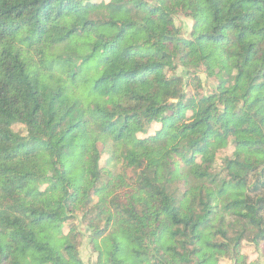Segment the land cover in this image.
<instances>
[{
    "label": "trees",
    "instance_id": "obj_1",
    "mask_svg": "<svg viewBox=\"0 0 264 264\" xmlns=\"http://www.w3.org/2000/svg\"><path fill=\"white\" fill-rule=\"evenodd\" d=\"M88 7L95 9L88 10ZM180 18L193 22L187 35L176 23ZM233 32L236 35H230ZM144 33L148 34V39L143 45L151 43L152 48L141 52L139 41ZM134 40L137 43H133ZM211 46L215 47L209 51ZM262 53L264 0H110L100 4H92L90 0H0V220L5 217L7 203L8 211L18 213L11 220L12 224L22 228L31 225L39 229V235L45 239L51 231L56 245L64 247L65 251L72 247L66 245L65 238L79 229L73 220L81 215L87 224L86 230L92 228L88 223L90 205L98 202L97 198L110 184V178L102 177L100 171L102 155L99 146L96 170L92 171V164H89L80 172V179H89L90 187L85 188L79 183L74 185L69 177L75 164L63 161L74 150L71 138L79 123V109L92 98L115 87L114 81L135 83L141 87L158 82L159 86L169 87L181 82L185 75L193 73L198 76L197 73L201 72L214 79L217 88L213 93L199 95L197 99L188 98L186 91L180 97L166 94L170 103L178 104H160L155 113L166 111L168 115L163 119L169 124L188 118L185 127L194 137L198 131L202 130L201 135L207 132L208 125L209 130L215 132V123L224 120L221 125L223 133L216 132L215 143L211 145L212 165L215 167L211 173L207 169L200 172L199 180L209 177L206 183L210 186L223 180L216 196H223L233 183L237 187L245 184L246 177L228 179L232 174L223 166L228 156L218 167V154L230 145L238 148L259 143L243 138L231 141V136H264V116L261 115L264 95H255L264 92V83L260 82L264 77V65L249 75L247 90L243 93L244 104L237 111L232 108L241 98L228 95L224 89L237 91L244 72H234L230 79H218L220 69L216 65L239 57L246 67L253 62L260 63ZM190 64V73L177 74L179 69ZM258 104L260 107L250 116L244 114V108L251 111ZM201 105L206 107L197 111ZM155 106L153 101L152 107ZM217 113L213 122V115ZM233 119L237 124L228 127ZM59 129H63L66 135L57 140ZM53 144L59 145L55 153L48 150ZM210 144L208 136L201 140L195 138L189 150L203 154ZM206 160L207 154L201 161L205 163ZM197 162L199 160L195 161V157L186 161L194 166ZM121 165L125 169L124 164ZM47 167L54 171V175L43 190L44 168ZM180 167L184 176V165ZM138 169L139 166L136 170L125 169V175L128 172L138 174ZM170 169L174 172L175 166L170 164ZM193 180V177H186L176 181L173 187L170 174L163 189L147 181L142 186H120L116 196L135 205L143 198L144 191L151 192L159 201L158 207L152 205L155 212L148 214L150 209L145 201L143 212H138L136 207L132 209V220H138L142 215L145 225L156 223L159 228L161 215L170 216L178 228L181 224L184 226L183 232L176 234L191 232L192 239L188 242H194L199 239L195 235L197 230L206 229L216 214L214 210H219L220 205L212 203L215 199L212 193H208V201L201 193L197 206L204 207L203 216L196 223L192 222L196 220L195 213L186 220L179 219L183 201L196 192ZM179 185L184 191L178 189ZM261 190H264V181L257 178L249 192L254 194ZM82 196L85 197L83 200ZM240 204L241 201L235 199L224 204L223 208L231 211L229 208ZM258 204L264 208V200ZM224 219L221 217V223ZM66 226H69L67 233L64 231ZM77 235L84 236L81 230ZM92 235L95 237V232ZM209 246L218 247L220 251L224 248V245ZM198 251L196 249L193 254ZM247 254L252 252L244 255ZM220 259L219 256L215 259L209 257L208 264H219ZM80 264H84L81 257Z\"/></svg>",
    "mask_w": 264,
    "mask_h": 264
},
{
    "label": "clouds",
    "instance_id": "obj_2",
    "mask_svg": "<svg viewBox=\"0 0 264 264\" xmlns=\"http://www.w3.org/2000/svg\"><path fill=\"white\" fill-rule=\"evenodd\" d=\"M200 30L204 31L203 28ZM230 35L234 36L236 33ZM147 39L148 34L144 33L139 41L142 45L141 52L152 48L151 43L143 45V41ZM133 43L137 41L134 40ZM214 47L211 46L208 50ZM260 56L262 57L260 63L253 62L246 67L239 57L216 65L220 69L218 79H230L234 72L241 70L244 72L237 91L232 92L227 87L224 89L228 95L241 98L233 106L232 111L241 109L244 104L243 93L247 90L249 75L264 65V53ZM191 71L190 64L181 70V74ZM187 80L188 76L185 75L181 82L169 87L159 86L158 82L141 87L135 83L114 81L115 87L85 103L79 109L77 116L79 123L71 138L74 150L71 156H65L63 162L72 161L75 164L69 177L73 184L79 183L87 188L90 187V180H81L80 172L89 164H92V171L96 170L97 146L103 161L110 160V163L100 169L102 177L110 178V184L101 192L97 198L98 202L94 201L90 205L88 223L92 224V228L87 229L84 236L77 235L80 231L77 229L66 237V245L72 247L65 251L64 247L56 245L51 231L45 239L39 235L40 230L31 225L22 228L18 224H12L11 220L18 213L8 211L6 203L5 217L0 220V264H80V245L83 240L92 241L86 245L90 251L88 264H199L201 260L208 264L209 257L215 259L217 256L221 258L220 264H264V208L258 204V201L264 200V190L254 194L249 192L257 178L264 181V176L261 175L264 173V136L253 134L251 137L236 135L229 138L231 141L252 139L259 143L254 142L248 146L235 148L234 153L224 159V168L232 174L228 179L236 177L240 180L246 177V183L239 187L233 183L223 196H216L215 193L221 188L223 180L210 186L206 183L209 177L206 176L203 181L199 180V173L205 171L204 165L194 166L193 163L186 161L192 157H195V161L201 160L207 154L205 164L211 165L207 170L209 173L212 172L215 165H212L211 145L215 143V133H223L224 128L221 125L224 120L215 123V132L209 130L208 125L207 132L201 135L202 130L198 131L194 137L185 127L183 120L169 124L163 119L168 115L166 111L155 113L160 104H178L170 103L166 99V94L180 97L181 93L186 91L184 81ZM260 82L264 83V77ZM255 95H264V92ZM153 101L156 103L155 107H152ZM204 107L206 105H201L197 111H202ZM258 107L259 104L251 111L244 108V114L250 116ZM189 115H192L191 111ZM217 115L218 113L213 115V122ZM261 115L264 116V112ZM231 117L229 113V119ZM236 124L237 121L233 119L228 127ZM57 132V140L61 135H66L63 129ZM205 136L211 140L207 152L197 154L194 149L189 150L195 138L201 140ZM44 138L47 139V135ZM58 147L59 145H49L48 150L55 153ZM121 163L125 169L136 170L139 166L138 174L128 172L125 175ZM170 164L175 166L174 172L171 171ZM181 165H184V176L181 175ZM170 174L173 187L178 180L194 178L196 192L190 199L183 201L179 219L186 220L195 213L196 220L192 222L196 223L203 216L204 207L197 206L200 204L201 193L207 201L208 193H212V197H215L212 203L220 205L219 210H214L216 214L210 219L206 229L197 230L195 235L199 239L194 242H188L192 239L191 232L188 235L176 234L182 233L184 226L181 224L178 228L172 223L170 216L161 215L159 228L156 223L145 225L142 215L138 220H132V209L136 207L138 212H143L142 205L145 201L148 202L150 209L148 214L155 212L156 209L152 205L156 204L158 207L159 201L151 192L144 191L143 198L137 200L135 205L125 198L116 196L120 186H142L147 181L163 189ZM84 198L82 196L81 200ZM235 199L241 201L239 207L229 208L231 211L223 208L224 204H230ZM221 217H225L223 223ZM93 232L96 234L95 237L92 235ZM209 245H224V248L220 251V248ZM245 248L252 250L250 256L243 254ZM196 249L200 251L193 254Z\"/></svg>",
    "mask_w": 264,
    "mask_h": 264
},
{
    "label": "rangeland",
    "instance_id": "obj_3",
    "mask_svg": "<svg viewBox=\"0 0 264 264\" xmlns=\"http://www.w3.org/2000/svg\"><path fill=\"white\" fill-rule=\"evenodd\" d=\"M110 0H90V3L92 4H100V3H109ZM94 7H88V10H94ZM177 25L180 26L183 29V33L184 34H189V32L191 31L193 22L191 20L185 19V18H180L176 21ZM181 70H178L179 75H185L184 73L181 74ZM188 76V80L184 81V85H185V89H186V93H187V97L188 98H193V99H197L199 95H206V94H211L213 93L216 88H217V83L214 79L208 78V76L206 74H204L203 72L199 73L198 76H196L195 74L191 73ZM199 78V83L197 82L198 79L196 80V78ZM212 85H215V87L213 88ZM190 116V115H189ZM184 121V123H187V121L189 120L187 119H182ZM241 147V146H240ZM234 149L235 147L233 145H230L227 149L221 151L218 154V161H217V166L220 167L222 164L223 159L226 156L232 155L234 153ZM104 164V165H103ZM107 165V161H103V158L101 160V167L106 166ZM196 165H204L205 169H208V164H205L204 162H202L201 160H199V162H197ZM122 167V165H121ZM122 169V168H121ZM44 175L46 176V180L42 186V189H46L49 185V182L52 180L53 175H54V171L50 168H44ZM131 176H129L130 178ZM177 188V187H176ZM178 189L183 190L184 189L179 185ZM182 192V191H181ZM72 222V221H71ZM74 224H77V226L79 227V229L83 232V234L85 235L86 233V223H84V221H82V217L81 215L78 216V219L73 220ZM69 230V226H66L64 228V231L67 233ZM87 244H91L89 240H83L81 242L80 245V257L82 259V261L84 262V264H88L89 262V255H90V251L89 249L86 247ZM99 246V244H98ZM252 251L245 248L244 249V254L245 253H251ZM247 256H249L247 254ZM220 264V263H219Z\"/></svg>",
    "mask_w": 264,
    "mask_h": 264
},
{
    "label": "crops",
    "instance_id": "obj_4",
    "mask_svg": "<svg viewBox=\"0 0 264 264\" xmlns=\"http://www.w3.org/2000/svg\"><path fill=\"white\" fill-rule=\"evenodd\" d=\"M250 256V255H249Z\"/></svg>",
    "mask_w": 264,
    "mask_h": 264
}]
</instances>
